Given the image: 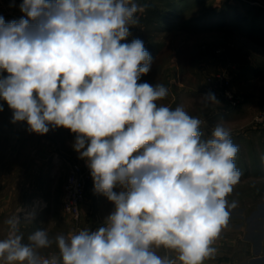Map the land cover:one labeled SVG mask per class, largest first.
<instances>
[{
	"label": "clouds",
	"instance_id": "clouds-1",
	"mask_svg": "<svg viewBox=\"0 0 264 264\" xmlns=\"http://www.w3.org/2000/svg\"><path fill=\"white\" fill-rule=\"evenodd\" d=\"M24 14L0 16V100L12 123L44 135L76 134L94 192L114 209L95 230L27 236L9 217L0 264H204L237 207L239 146L223 123L210 136L183 105H163L169 89L138 83L153 57L130 35L146 5L137 0H22ZM207 107L219 104L209 92ZM0 111L3 105L0 104ZM119 188V191L114 189ZM34 214L23 221L33 222ZM55 251L47 255L42 250ZM160 250L165 254L161 255ZM174 253L175 255H169Z\"/></svg>",
	"mask_w": 264,
	"mask_h": 264
},
{
	"label": "rangeland",
	"instance_id": "rangeland-1",
	"mask_svg": "<svg viewBox=\"0 0 264 264\" xmlns=\"http://www.w3.org/2000/svg\"><path fill=\"white\" fill-rule=\"evenodd\" d=\"M146 2L162 7L163 0ZM169 3L177 5L176 11L168 15L169 22L151 23L146 29L149 35L139 32L153 64L138 83L165 85L169 95L159 103L171 108L183 105L190 115L202 120L206 137L218 122L229 130L233 142L239 146L236 166L242 172L229 197L237 203L229 223L243 224L246 237L260 240L264 238V0H170ZM17 7L14 1L0 0V16L5 22L19 20L24 14ZM135 32L134 38H139ZM209 92L215 94L219 104L207 107L202 104L200 98ZM0 104L3 105L1 167L10 148L38 145V134L31 132L26 122L12 123V110L5 101L0 100ZM50 130L44 134L51 144L50 152L61 158L72 147L76 134L63 127ZM92 183L89 181L87 185ZM19 215L18 209L0 215V227L7 226L5 221L9 217ZM262 225L263 231L255 230ZM224 231H229L228 226Z\"/></svg>",
	"mask_w": 264,
	"mask_h": 264
},
{
	"label": "crops",
	"instance_id": "crops-1",
	"mask_svg": "<svg viewBox=\"0 0 264 264\" xmlns=\"http://www.w3.org/2000/svg\"><path fill=\"white\" fill-rule=\"evenodd\" d=\"M6 1L8 3L16 2L18 6L16 9L20 11L19 5L22 0ZM137 2L147 6L146 0H137ZM20 13L22 12L20 11ZM138 15L139 24L130 27L131 35L122 43H128L135 39L133 35L135 34L136 37L135 30L138 34L139 32L143 35L148 33L146 29L149 30L148 25L153 22L148 18L147 7L144 13ZM143 35H140L139 39L142 40ZM146 38L149 39V37ZM69 132L71 131L68 130ZM73 144L72 147L67 148L66 153H63L65 156L53 157L54 155L52 156V152H50L49 139L38 134V145L25 146L23 144V146L10 148L9 155L0 167L2 187L0 215H9L22 207L25 215L34 214L35 216L33 222L23 221L25 215L21 217L20 230L25 241H27V236L36 229H45L52 237L59 233L67 235L73 230L71 218L63 209L64 182L72 161L87 166L86 160L80 158L79 153L74 150ZM119 190V188L114 189V191ZM113 209L114 205L104 195L94 192V182L90 186L87 185L86 198L81 205L83 228L92 229L95 225L105 221ZM242 225L239 222L228 223L229 231L221 232L214 244L217 249L214 258L206 260L204 264H264L263 236L260 240L246 237ZM259 228V230L257 228L255 230L263 231V225ZM7 230L8 226L0 227V239L6 237ZM53 251H55V247L42 250V254L47 255ZM160 254H165V251L160 250ZM168 254L175 255L174 253Z\"/></svg>",
	"mask_w": 264,
	"mask_h": 264
},
{
	"label": "built area",
	"instance_id": "built-area-1",
	"mask_svg": "<svg viewBox=\"0 0 264 264\" xmlns=\"http://www.w3.org/2000/svg\"><path fill=\"white\" fill-rule=\"evenodd\" d=\"M90 180H92V177L88 166L77 161L70 163L63 187V209L70 216L73 223V230L70 233L84 229L81 224V205L86 198V187ZM19 212L20 218L25 215L22 207L19 209ZM103 222L95 225L91 230H95Z\"/></svg>",
	"mask_w": 264,
	"mask_h": 264
},
{
	"label": "trees",
	"instance_id": "trees-1",
	"mask_svg": "<svg viewBox=\"0 0 264 264\" xmlns=\"http://www.w3.org/2000/svg\"><path fill=\"white\" fill-rule=\"evenodd\" d=\"M169 1L170 0H163L161 3L162 7H160V4L156 5L158 3L149 2V5L147 4L148 18L153 22L154 25H164L165 23L169 22L171 14L176 11L175 7L177 5H171Z\"/></svg>",
	"mask_w": 264,
	"mask_h": 264
}]
</instances>
